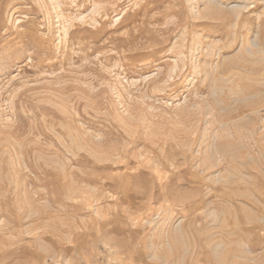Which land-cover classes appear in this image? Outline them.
Here are the masks:
<instances>
[{
    "label": "rangeland",
    "instance_id": "rangeland-1",
    "mask_svg": "<svg viewBox=\"0 0 264 264\" xmlns=\"http://www.w3.org/2000/svg\"><path fill=\"white\" fill-rule=\"evenodd\" d=\"M0 264H264V0H0Z\"/></svg>",
    "mask_w": 264,
    "mask_h": 264
},
{
    "label": "bare ground",
    "instance_id": "bare-ground-1",
    "mask_svg": "<svg viewBox=\"0 0 264 264\" xmlns=\"http://www.w3.org/2000/svg\"><path fill=\"white\" fill-rule=\"evenodd\" d=\"M253 45L255 46V43H253ZM252 46V45H251Z\"/></svg>",
    "mask_w": 264,
    "mask_h": 264
}]
</instances>
